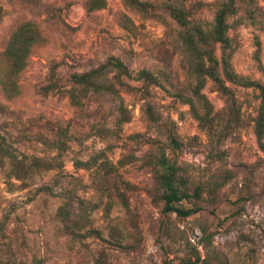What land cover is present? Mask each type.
Masks as SVG:
<instances>
[{
    "label": "rangeland",
    "instance_id": "rangeland-1",
    "mask_svg": "<svg viewBox=\"0 0 264 264\" xmlns=\"http://www.w3.org/2000/svg\"><path fill=\"white\" fill-rule=\"evenodd\" d=\"M139 1L0 0V264H264V105L249 85L264 86V0H236L226 51L199 43L229 92L198 75L173 14L208 32L226 0ZM25 23L40 38L17 70ZM112 57L129 70L99 78L114 93L72 81ZM164 152L205 187L199 213L163 212Z\"/></svg>",
    "mask_w": 264,
    "mask_h": 264
},
{
    "label": "trees",
    "instance_id": "trees-1",
    "mask_svg": "<svg viewBox=\"0 0 264 264\" xmlns=\"http://www.w3.org/2000/svg\"><path fill=\"white\" fill-rule=\"evenodd\" d=\"M130 4L136 7L145 6V3H141L139 0H129ZM237 12L236 0H226L217 10L212 25L211 31L204 32L202 28H192L188 19L186 18V12L183 10L174 11V16L181 26L185 29V43L189 46L190 50L198 57L200 63H198V75L204 76L206 74L211 75L214 80L221 85L224 92H229L223 79L213 71L214 64L218 61L210 50H204V57L200 53L199 43L208 44L209 41L219 43L223 50L226 51L230 48L229 32V18L235 15ZM200 37L197 41L196 38ZM40 38L39 30L32 23H25L21 29L14 35L13 45L9 48L6 58L13 61V66L17 70H22L26 64L27 50L33 43L37 42ZM213 50V49H212ZM25 51V52H24ZM26 54V55H25ZM209 62V68L206 67V61ZM223 70L226 74L228 81L235 82L236 75L231 70L229 60L224 57L222 60ZM114 69L120 76L128 75L129 70L124 63L115 57L110 58L104 65L92 70L89 73L73 75L72 81L80 87H83V91L87 94L91 90L94 92H101L106 90L107 92L114 93V86L103 85L100 83L99 78L109 70ZM200 70L202 73H199ZM250 86L259 89L261 92V99L264 105V86L256 83H249ZM72 102L75 106H79L81 103L77 100V97L72 95ZM124 113V111H122ZM208 120V119H207ZM210 126V121L204 123V125ZM210 124V125H209ZM212 129V128H210ZM264 133V114L261 112L257 125V135L259 139H262ZM172 143L179 145L175 140ZM156 163V164H155ZM154 163L153 175L154 179L161 190V200L163 202V212L165 214H176L181 218H187L194 214L199 213L202 207L199 206V202L203 199L206 189L203 185H197L192 189L189 186V180L182 176L181 169L178 163L167 157V154L162 153L157 161ZM105 169H109L107 166ZM229 177L226 178V182ZM225 182V183H226ZM224 183V184H225ZM188 202L192 205L191 208H186L182 204Z\"/></svg>",
    "mask_w": 264,
    "mask_h": 264
}]
</instances>
